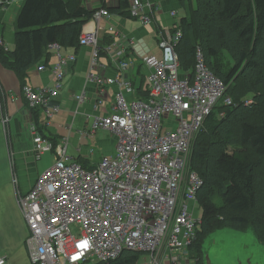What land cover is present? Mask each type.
Listing matches in <instances>:
<instances>
[{
  "label": "built area",
  "instance_id": "2783aa9c",
  "mask_svg": "<svg viewBox=\"0 0 264 264\" xmlns=\"http://www.w3.org/2000/svg\"><path fill=\"white\" fill-rule=\"evenodd\" d=\"M24 1L0 0V17L13 6L18 11ZM162 7V2L132 0L131 16L148 24ZM169 13L177 19L176 9ZM110 16L107 8L98 9L90 20L94 28H83L81 33L80 44L94 49V63L98 61L101 20ZM179 19L171 26L156 21L159 53L143 56L151 71L147 98L128 100L126 94L136 93L128 76L132 63L112 55L119 72L108 81L117 84L118 91L112 112L96 118L92 132L103 128L115 133V154L84 166L68 153V138L54 145L30 123L36 159L54 153V162L26 194L17 188L33 264H104L117 260L126 249L147 254L150 264H198L190 256L189 246L201 223L195 211L203 180L190 168V155L208 116L220 104L229 105L233 100L226 94L227 85L206 66L199 47L194 77L180 74L176 52L182 37ZM14 20L7 24L13 25ZM109 31L116 33L112 25ZM123 37L127 44L120 49L133 47L134 40ZM7 43L1 30L0 45L5 51L11 50ZM50 47L58 58L52 66L53 84L36 90L24 87L30 107L41 108L48 122L60 110L52 103L53 97L63 87L68 64L75 60V55H62L58 44ZM112 48L115 46L110 44L108 52ZM38 68L47 67L42 63ZM1 97L6 101L5 91ZM77 98L83 99V95ZM13 182L18 184L15 174ZM0 264H11L2 252Z\"/></svg>",
  "mask_w": 264,
  "mask_h": 264
},
{
  "label": "trees",
  "instance_id": "16d2710c",
  "mask_svg": "<svg viewBox=\"0 0 264 264\" xmlns=\"http://www.w3.org/2000/svg\"><path fill=\"white\" fill-rule=\"evenodd\" d=\"M99 1V8H88L85 0H25L14 21V47L5 51L0 45V63L24 84L28 70L42 63L48 67L52 44L81 47L83 28L98 9L134 18L132 0ZM177 1L185 10L176 46L180 74L194 77L199 47L206 66L227 85L233 100L212 111L192 150L191 169L203 184L197 194L201 223L189 250L204 264V239L218 228L252 226L264 243V0ZM104 39L114 42L108 33ZM103 47L99 45L98 53ZM248 99L252 102L246 104ZM1 109L5 113L2 97ZM41 110L32 108L39 133L46 137L38 120ZM142 254L126 249L104 264H135Z\"/></svg>",
  "mask_w": 264,
  "mask_h": 264
},
{
  "label": "crops",
  "instance_id": "0c3cea01",
  "mask_svg": "<svg viewBox=\"0 0 264 264\" xmlns=\"http://www.w3.org/2000/svg\"><path fill=\"white\" fill-rule=\"evenodd\" d=\"M110 2L113 1L110 0ZM161 2L163 7L156 13L155 21L148 24H143L138 18L122 17L113 12L109 18L102 19L101 24L104 30L100 34L99 43L104 47L103 53L98 54V61L96 60L95 63L93 61L94 49L91 46L81 45L77 49H62L66 56L75 55V60L68 64L63 87L53 97L52 103L58 104L60 110L49 122L45 120L43 110H41L38 120L44 135H46V127L52 135L50 138L59 139L58 142L68 138L69 146L71 144L76 147L71 155L78 157L86 155L87 157L82 161L89 165L97 163L104 155H113L116 152L118 136L115 133L103 128H97L95 132H92L95 119L112 112L115 94L118 91V85L108 81L109 77L115 79L119 72L117 65L112 61V55L118 61L127 60L129 64L132 63L128 76L137 90L135 95L126 94L128 100L145 99L149 96L147 77L151 71L144 65L143 56L148 53H159L158 40L155 35L156 21L164 26H171L174 20L180 18L174 19L169 13L171 9L180 7L179 1L161 0ZM85 4L88 8L100 7L99 0H85ZM16 14L17 7L13 6L0 17V21L3 22L1 30H3L5 40L13 39L12 25L6 23ZM94 25L88 21L84 28L92 29ZM111 25L114 26L116 33L111 34L114 42L110 44L115 48L108 52L107 47L110 44L104 42V35L110 32ZM123 35L134 40V45L130 49H120L121 45L126 46L127 44ZM57 59V54L53 50L48 67L42 71L38 67L28 70L24 84L32 86L35 90L51 86L54 80L52 66ZM144 78L147 80V88H145ZM24 84L13 71L0 63V252L6 254L11 264L32 263H30L26 243L29 228L17 203L16 195L17 188L22 194H26L39 176L37 160L32 151L33 135L29 130L30 123L35 124L36 121L33 112L31 116L32 108L24 96ZM2 91L6 93L5 113L1 109ZM101 93L103 94L102 99L98 101ZM79 95H83V99H78ZM67 128L69 133L66 136L64 132ZM27 132L30 133V137L27 136ZM92 141L97 147L95 154L85 151L87 142ZM52 159L54 162L53 155ZM35 172L38 173L34 174L35 178L32 181L28 180L27 175ZM15 173L18 180L17 185L12 181ZM141 256L135 264H150L148 255L143 258Z\"/></svg>",
  "mask_w": 264,
  "mask_h": 264
},
{
  "label": "rangeland",
  "instance_id": "374dc122",
  "mask_svg": "<svg viewBox=\"0 0 264 264\" xmlns=\"http://www.w3.org/2000/svg\"><path fill=\"white\" fill-rule=\"evenodd\" d=\"M151 2L154 4H157V3L161 2V0H151ZM175 9L177 10L178 17H181L185 14V10L182 6H180L179 8H175ZM17 13H18V11H17ZM155 17H156V15L154 16V21H155ZM15 18H16V16H15ZM2 26H3V22L0 21V32H1ZM12 28H13L12 29V37H13V33H14V29H15L14 23L12 25ZM100 29H101V32H102V30H104V27L102 26L101 23H100ZM155 35H157L156 32H155ZM7 42H8L7 44L9 45L10 48L14 47V37L11 40H7ZM54 52H56V51H54ZM61 54L65 55L62 52V49H61ZM144 79H145V81H144L145 88H147L149 86V83L147 86V80L148 79L147 80H146V78H144ZM251 102H252V99H248L246 101V104L251 103ZM2 123H3V118H2ZM6 124H8V123H6ZM45 132H46V137L50 138L52 136L46 127H45ZM68 133H69V129L67 128L66 131L64 132V134H66V136H67ZM27 136L30 137L29 132H27ZM57 140H59V139H57ZM75 148H76L75 146H72L70 144V146H69L70 154H71L72 150H75ZM95 149L97 150V147L94 146L93 141L87 142V146L85 147V151H87V153L95 154L96 153ZM91 150H93L92 153H91ZM34 155H35V153H34ZM52 155H53L52 152H46L44 155H42L41 159H39V160L36 159L37 161L35 160L38 164L39 176H41L45 172L46 168L49 167L50 164H52V162H53ZM89 156L92 157V155H89ZM86 157L87 156L84 154L81 156L82 159H85ZM74 158H75V160L81 162V160L78 159V156L74 155ZM191 159H192V152L190 155V168L192 167L191 166ZM38 173L35 172V173H31V175H27L28 180L32 181L35 178L34 174H38ZM15 176L17 178L16 173H15ZM12 181H13V177H12ZM214 195H215V193L212 194V197ZM210 200H211V198H210ZM215 201L218 202L219 204L221 202V204H222V201L218 197L215 198ZM195 215H196V217H200L202 215V208L199 204L197 205ZM204 248H205L206 254L209 255L213 264H239L240 262H246V260L249 258H251L252 261L257 263V264H264V245L261 244L257 240L256 236L254 235V233L251 229H248L247 231H237V230H233L231 228L219 229L207 237V239L205 241V247ZM145 256H147V254L142 255L141 258H143ZM30 263H31V261H30Z\"/></svg>",
  "mask_w": 264,
  "mask_h": 264
},
{
  "label": "water",
  "instance_id": "95a60500",
  "mask_svg": "<svg viewBox=\"0 0 264 264\" xmlns=\"http://www.w3.org/2000/svg\"><path fill=\"white\" fill-rule=\"evenodd\" d=\"M224 228H231V227H224ZM219 229H222V228H218V229L214 230L213 232H215V231H217V230H219ZM231 229H233V230H237V231H247L248 229H251V230L253 231L254 235L256 236L257 240H258L261 244L264 245V243L259 239L257 233L255 232V230L253 229L252 226L248 227L246 230H238V229H235V228H231ZM213 232H211L210 234H212ZM210 234H209V235H210ZM209 235H208V236H209ZM208 236H207V237H208ZM207 237L204 239V243H203V246H202V251H203V254H204V264H213L212 261H211V259H210V257H209V255L206 254V251H205V248H204V247H205V241H206ZM206 255H207V256H206ZM239 264H257V263L253 262L252 259L249 258V259L246 260V262H240Z\"/></svg>",
  "mask_w": 264,
  "mask_h": 264
},
{
  "label": "flooded vegetation",
  "instance_id": "af4514ba",
  "mask_svg": "<svg viewBox=\"0 0 264 264\" xmlns=\"http://www.w3.org/2000/svg\"><path fill=\"white\" fill-rule=\"evenodd\" d=\"M35 126H36V128H37V131H39L38 129H39V127L36 125V124H34ZM67 150H68V153H69V142H68V148H67ZM92 151L93 150H91V153H92ZM53 153V152H52ZM70 154V153H69ZM71 155V154H70ZM72 156V155H71ZM73 158H74V156H72ZM53 158H54V153H53ZM75 159V158H74ZM78 159L79 160H82V158L81 157H78Z\"/></svg>",
  "mask_w": 264,
  "mask_h": 264
},
{
  "label": "bare ground",
  "instance_id": "6f19581e",
  "mask_svg": "<svg viewBox=\"0 0 264 264\" xmlns=\"http://www.w3.org/2000/svg\"><path fill=\"white\" fill-rule=\"evenodd\" d=\"M192 245H193V244H192ZM192 245L189 246V249H190V247H191ZM182 252H185V251L183 250Z\"/></svg>",
  "mask_w": 264,
  "mask_h": 264
},
{
  "label": "clouds",
  "instance_id": "9594fccd",
  "mask_svg": "<svg viewBox=\"0 0 264 264\" xmlns=\"http://www.w3.org/2000/svg\"><path fill=\"white\" fill-rule=\"evenodd\" d=\"M144 254V253H143Z\"/></svg>",
  "mask_w": 264,
  "mask_h": 264
}]
</instances>
